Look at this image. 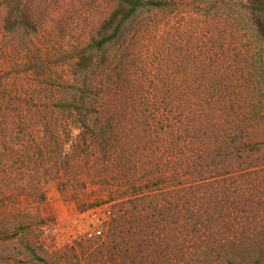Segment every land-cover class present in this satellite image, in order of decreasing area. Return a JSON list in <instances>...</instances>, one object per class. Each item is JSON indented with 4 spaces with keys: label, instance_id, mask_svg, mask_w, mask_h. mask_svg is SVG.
<instances>
[{
    "label": "trees",
    "instance_id": "1",
    "mask_svg": "<svg viewBox=\"0 0 264 264\" xmlns=\"http://www.w3.org/2000/svg\"><path fill=\"white\" fill-rule=\"evenodd\" d=\"M101 5L70 48L0 57V214L55 180L111 207L58 264H264V0Z\"/></svg>",
    "mask_w": 264,
    "mask_h": 264
},
{
    "label": "rangeland",
    "instance_id": "2",
    "mask_svg": "<svg viewBox=\"0 0 264 264\" xmlns=\"http://www.w3.org/2000/svg\"><path fill=\"white\" fill-rule=\"evenodd\" d=\"M7 1L0 0V57L13 60L19 69L30 67L33 62L22 61L37 49L60 51L84 39L102 10L101 0H23L18 6L23 8L31 26L15 36L7 28L5 18H9V11L17 2L12 1L9 8ZM15 18L19 20V16ZM20 37H31L38 45L32 49L28 43H18L16 39ZM45 191V200L25 204L22 216L0 214V229H9V238L0 234V264H58L60 251L94 237L96 229L102 228L100 221L110 206L80 211L63 198L55 180L47 182Z\"/></svg>",
    "mask_w": 264,
    "mask_h": 264
},
{
    "label": "built area",
    "instance_id": "3",
    "mask_svg": "<svg viewBox=\"0 0 264 264\" xmlns=\"http://www.w3.org/2000/svg\"><path fill=\"white\" fill-rule=\"evenodd\" d=\"M101 207H103V206H100V208ZM104 216H105L104 219H102L100 221L101 222V225H102V228L101 229L97 228L96 231H95L97 234L102 233L104 231V229H105V222H106V219H107V215H104Z\"/></svg>",
    "mask_w": 264,
    "mask_h": 264
}]
</instances>
